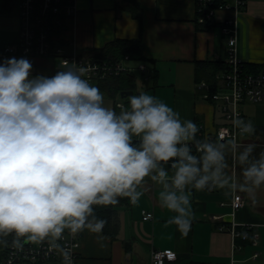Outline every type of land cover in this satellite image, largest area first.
<instances>
[{
    "label": "clouds",
    "instance_id": "obj_1",
    "mask_svg": "<svg viewBox=\"0 0 264 264\" xmlns=\"http://www.w3.org/2000/svg\"><path fill=\"white\" fill-rule=\"evenodd\" d=\"M66 66L48 77L32 76L26 58L0 63V245L9 246L10 236L16 250L47 242L63 264H73L59 243L65 231L106 240L107 221L95 206L119 198L137 205L145 178L161 186L160 206L174 213L167 223L185 235L195 218L193 190L227 189L255 202L264 152L253 158L257 145L237 139L255 133L250 121L236 116L237 136L227 142L198 140V126L158 98L141 92L128 95L127 106H105L101 90L83 78L86 69ZM229 151L242 181L226 172Z\"/></svg>",
    "mask_w": 264,
    "mask_h": 264
},
{
    "label": "crops",
    "instance_id": "obj_2",
    "mask_svg": "<svg viewBox=\"0 0 264 264\" xmlns=\"http://www.w3.org/2000/svg\"><path fill=\"white\" fill-rule=\"evenodd\" d=\"M1 1L4 12L6 1ZM128 1L78 0L75 18L59 34L64 51L68 55L85 56L88 51L103 50L117 40H140L143 58L148 62L145 66L157 72V85L150 90L152 96L166 104L172 103L181 120L193 121L199 128L198 140L213 134L225 122L218 107L204 98L207 91L202 88L205 83L196 82V65L225 62L227 38L221 33V26L223 21L237 16L233 11L218 12L212 23L214 28L201 32L197 30L195 0H133L140 8V20L124 11ZM219 4L233 6L234 0H220ZM117 8L123 10L120 15ZM237 18L238 59L247 66L264 67V0H246ZM18 31L19 28L12 39L0 42V50L16 44ZM26 59L33 65L32 76L52 77L64 69L57 62ZM136 65L135 62L128 64L133 69ZM104 99L112 100L115 108L116 101ZM166 167L171 175V168ZM139 190L144 195L137 205L117 211L116 240L106 236V240L98 242L97 235L88 230L79 233L78 264H150L153 251L167 250L177 255V261L171 264H264V198L260 190H256L255 202L248 194L238 192L244 198V209L234 218L230 216L234 192L193 190L195 218L186 235L176 225L167 223L174 213L160 206V185L145 178ZM143 213L152 214L153 219L144 222ZM213 217L220 219L214 222ZM232 222L238 226H254L259 235L258 247L253 248L249 243L235 245L228 233L218 231L220 226Z\"/></svg>",
    "mask_w": 264,
    "mask_h": 264
},
{
    "label": "built area",
    "instance_id": "obj_3",
    "mask_svg": "<svg viewBox=\"0 0 264 264\" xmlns=\"http://www.w3.org/2000/svg\"><path fill=\"white\" fill-rule=\"evenodd\" d=\"M8 4V11L17 9L19 18L18 40L16 44L4 47L0 51V63L8 57L37 58L45 61L57 62L61 68L78 70L80 67L86 69L85 79L91 84H98L117 77L121 74L138 73L142 83L150 82L152 72L141 63H137L133 69L128 64L133 63L130 57L122 61L109 63L94 61L86 56L77 54H66L64 45L59 39V33L66 28V23L75 18L77 14L78 0H5ZM246 0H234V5L219 4L216 0H195L196 17L199 25L213 23L218 12L233 11L238 17L240 11L245 7ZM225 20L221 26V33L227 38L225 47L224 72L219 73L216 81L219 83V92L211 97L212 102L221 112L225 125L217 128L213 134L205 135L213 142H227L233 136H237V130L233 127V119L239 118L248 122L244 115V108L247 104L261 105L264 107V73L254 75L246 71L245 64L238 59L236 52L237 45V23L238 18ZM202 88L208 91L206 85ZM206 100L208 96L204 97ZM250 135L237 136L241 145L250 142ZM201 139V140H203ZM193 153H196L193 146ZM232 163L235 162L234 154L229 151ZM169 162V167H170ZM235 167L233 165V172ZM236 172V171H235ZM231 217L244 209V198L234 192L231 202ZM152 214L143 213V221H151ZM220 218L213 217L214 222ZM220 233H228L236 245L237 240L242 243H249L251 247L257 248L259 235L254 231V226H238L234 222L230 225H222L218 228ZM12 237H8L9 246L0 250V264H63L61 254L56 250H49L47 242L43 244H25L22 250L11 247ZM62 247L68 248L72 253L73 264H78L80 248L79 234L73 236L65 231L63 239L59 241ZM257 254L254 258H257ZM177 261V255L173 251H153L150 257V264H171Z\"/></svg>",
    "mask_w": 264,
    "mask_h": 264
},
{
    "label": "trees",
    "instance_id": "obj_4",
    "mask_svg": "<svg viewBox=\"0 0 264 264\" xmlns=\"http://www.w3.org/2000/svg\"><path fill=\"white\" fill-rule=\"evenodd\" d=\"M217 3H220V0H216ZM8 9V4L5 3L3 6V10L6 11ZM123 10L117 8V15H120ZM125 12L129 13L134 19L140 20L141 12L138 4L133 0L128 1V6L124 9ZM197 30L201 32L210 31L214 28V25L211 23H207L204 25L197 26ZM60 34V33H59ZM1 51V50H0ZM85 56L94 61H102L115 63L122 61L125 57H130L132 61L141 63L144 65H148V62L143 58L142 48L140 40L136 41H122L117 40L112 44L105 47L103 50H91L88 51ZM246 71L250 74L258 75L264 73V67L260 66H247L245 64ZM226 70L225 62L218 64H208V63H197L196 72L197 79L196 82L200 85L202 82L208 88L207 94L208 101L214 105L211 100V97L219 92L218 82L216 81L217 74L224 72ZM151 79L148 84H145L148 91L154 90L157 82V72L151 70ZM201 73V74H200ZM199 74V77H198ZM141 79V76H137L136 73L132 74H121L117 77H113L108 79L100 84H98V88L101 90L104 97L113 99L114 101L120 100V95L122 93H133V95H138V80ZM127 106V99L121 101ZM116 105V104H115ZM119 112V109H115ZM256 131L254 134L250 135V141L259 140L264 145V127H255ZM264 152V150H260L259 154H255L254 157L259 158L260 153ZM226 160L228 163V167L231 165V160L229 155H226ZM242 174V173H241ZM242 181V177H241ZM131 203L128 198H119V203L114 206H95V215L107 221L105 228L103 230V235L111 238L112 240H116L118 235V217L117 211L121 208H130ZM242 243L237 240L236 244ZM242 244H247L242 243Z\"/></svg>",
    "mask_w": 264,
    "mask_h": 264
},
{
    "label": "rangeland",
    "instance_id": "obj_5",
    "mask_svg": "<svg viewBox=\"0 0 264 264\" xmlns=\"http://www.w3.org/2000/svg\"><path fill=\"white\" fill-rule=\"evenodd\" d=\"M1 2L2 1L0 0V5H2ZM0 11L3 12L1 8H0ZM19 26L20 24H19L17 9H12L11 11H4L3 13H0V42H5L6 40L12 39V36L16 34L15 32H17V29L19 28ZM137 86H138L139 93L145 92L149 95H152V93L148 91L146 86H142L140 81L138 82ZM104 101H105L106 106L112 107V100L104 99ZM117 103H121V100H118ZM169 106H171L174 109V106L172 103H170ZM244 115L248 119V121H250L254 125V127H264V107L263 106L247 104L244 108ZM249 143L257 145V147L255 148L252 154L253 158H256L254 157L255 154H259L257 152H259L260 150H264V145L259 140H253V141L248 142V144ZM233 165L235 167L234 170L236 172L235 171L233 172ZM227 171L229 174H232V176L241 180L242 166L239 165L236 159L234 163H232V160H231V165L228 167ZM257 190H260L259 192L261 194V197L264 198V187L261 186L260 189H257Z\"/></svg>",
    "mask_w": 264,
    "mask_h": 264
},
{
    "label": "water",
    "instance_id": "obj_6",
    "mask_svg": "<svg viewBox=\"0 0 264 264\" xmlns=\"http://www.w3.org/2000/svg\"><path fill=\"white\" fill-rule=\"evenodd\" d=\"M133 95V93H122L121 95H120V98H121V100H126L127 99V97H128V95Z\"/></svg>",
    "mask_w": 264,
    "mask_h": 264
}]
</instances>
